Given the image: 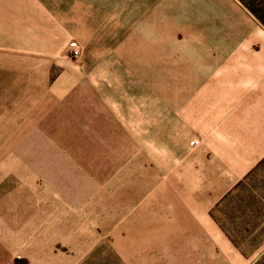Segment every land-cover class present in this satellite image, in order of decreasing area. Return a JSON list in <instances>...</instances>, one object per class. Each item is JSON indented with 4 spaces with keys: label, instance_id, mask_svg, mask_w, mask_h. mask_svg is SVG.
Returning a JSON list of instances; mask_svg holds the SVG:
<instances>
[{
    "label": "rangeland",
    "instance_id": "obj_1",
    "mask_svg": "<svg viewBox=\"0 0 264 264\" xmlns=\"http://www.w3.org/2000/svg\"><path fill=\"white\" fill-rule=\"evenodd\" d=\"M255 115L264 0H0V264H264Z\"/></svg>",
    "mask_w": 264,
    "mask_h": 264
},
{
    "label": "crops",
    "instance_id": "obj_2",
    "mask_svg": "<svg viewBox=\"0 0 264 264\" xmlns=\"http://www.w3.org/2000/svg\"><path fill=\"white\" fill-rule=\"evenodd\" d=\"M224 128L225 135H220L221 139H225L226 144L222 148L224 150L222 153L227 157H243L244 163L238 170L235 169L234 164H231V167L225 166L226 182L220 185V190L215 192V196H210L207 201L199 204L200 216L207 217L208 209L212 204L258 160L264 157V115H255V118H250L248 122L244 120L239 124H235L234 128L233 125L229 126V124ZM191 207L192 205L189 203L185 206L187 211Z\"/></svg>",
    "mask_w": 264,
    "mask_h": 264
},
{
    "label": "built area",
    "instance_id": "obj_3",
    "mask_svg": "<svg viewBox=\"0 0 264 264\" xmlns=\"http://www.w3.org/2000/svg\"><path fill=\"white\" fill-rule=\"evenodd\" d=\"M72 53L74 54V55H77L78 54V50H77V48L73 45V47H72Z\"/></svg>",
    "mask_w": 264,
    "mask_h": 264
}]
</instances>
